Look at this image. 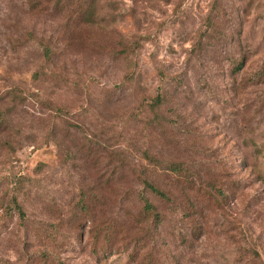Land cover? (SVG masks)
Masks as SVG:
<instances>
[{"label":"rangeland","instance_id":"374dc122","mask_svg":"<svg viewBox=\"0 0 264 264\" xmlns=\"http://www.w3.org/2000/svg\"><path fill=\"white\" fill-rule=\"evenodd\" d=\"M63 1L0 0V264H264V0Z\"/></svg>","mask_w":264,"mask_h":264},{"label":"trees","instance_id":"16d2710c","mask_svg":"<svg viewBox=\"0 0 264 264\" xmlns=\"http://www.w3.org/2000/svg\"><path fill=\"white\" fill-rule=\"evenodd\" d=\"M85 4V2H88V0H79ZM64 7H71L75 8L74 11L77 15V20H86L89 21L92 19L93 14L90 10H85L82 6V4H75L77 2L72 0H64ZM80 7V9H78ZM136 45L132 46H124L122 49V55L129 58L130 54H135L137 49H139L140 45L139 43H135ZM53 52L45 47V59L50 60L52 57ZM241 68V65L238 66V70ZM264 71V69H263ZM164 103V97L157 95L153 102L150 105L151 111L154 113L153 119H156L157 121L162 118L160 117L159 110L161 109V106ZM2 117L0 116V123L2 122ZM147 161L148 164L146 167H144L139 173L140 181L143 185V190L139 193V200L142 203V212L144 213V216L146 218L149 217V219L155 221L156 225L159 226L163 222V218L161 213L159 212L157 206L151 201L149 198V193L153 194L154 196H157L160 200L167 201V202H173L174 197L173 193L170 190H166L161 188L158 181L154 180L153 176L158 179H163L160 177L161 175H155L156 170H160L162 176L166 177L170 182L175 184L177 187L179 186H194L195 180L192 178V172L188 169V167L183 162H167L162 159H159L157 157H154L153 155H147ZM160 177V178H159ZM212 189H215L217 193L222 194V189L217 187H211ZM78 204L80 205V209L84 213H89V203L87 198H84L83 196L80 197ZM11 208V209H10ZM10 210L17 213L19 215L20 220L23 222V224L26 226V220L27 215L25 212V209L23 205L19 202V198L13 197L12 200V206L9 207ZM8 209V210H9ZM50 231L48 237H51L53 240L56 239V237L51 233L58 230L56 227V224H50ZM59 264H64L61 261H59Z\"/></svg>","mask_w":264,"mask_h":264}]
</instances>
